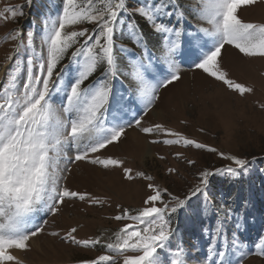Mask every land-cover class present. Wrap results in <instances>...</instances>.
<instances>
[{"label":"snow or ice","instance_id":"snow-or-ice-1","mask_svg":"<svg viewBox=\"0 0 264 264\" xmlns=\"http://www.w3.org/2000/svg\"><path fill=\"white\" fill-rule=\"evenodd\" d=\"M256 3L62 0V7L49 4L39 28H21L3 37V43H12L0 65L5 73L0 80V264H12L17 258L10 250L30 249L29 241L42 234L66 244L105 250L106 254L85 264H244L249 256L264 257V236L253 244L254 250H248L241 239L248 229L244 212L250 201H241L237 210L235 201L222 200L217 208L210 191L213 177L239 179L249 174L255 158L225 155L164 123H144L157 106L161 90L182 82L185 66L200 70L240 97L253 91L230 78L223 68L222 49L230 45L244 58H264V23L244 22L237 15L243 6ZM31 4L32 0L5 4L0 20L18 22ZM141 21L159 38L155 51L149 47ZM125 39L132 48L124 45ZM130 129L150 137V144L217 153L231 163L201 170L198 182L181 197L155 183L153 176L134 173L125 160L104 154L110 146L121 145ZM180 156L176 154L177 159ZM80 162L122 170L127 181H148L150 194L143 207L123 208L112 217L129 223L107 241L80 239L77 227L63 234L46 232L49 218L62 215L70 204H106L100 197L67 186L72 165ZM187 163L192 166L195 161ZM167 171L171 174L175 169ZM193 198L199 201L194 213L201 228L190 251L182 239L177 241V218L189 210ZM212 216L216 222L209 225ZM201 239L208 241L206 250ZM201 251L204 255L197 258L194 253Z\"/></svg>","mask_w":264,"mask_h":264},{"label":"rangeland","instance_id":"rangeland-1","mask_svg":"<svg viewBox=\"0 0 264 264\" xmlns=\"http://www.w3.org/2000/svg\"><path fill=\"white\" fill-rule=\"evenodd\" d=\"M24 3L25 0H0V10H3L5 4L15 6ZM49 4L53 8L62 7V0L55 3L51 0H32L31 6L24 9L26 15L19 18L18 22L0 20V65L11 51L12 43H3V37L13 30L21 28L29 30L34 25L39 28L41 14ZM237 15L244 22L264 23V0H257L254 5L243 6ZM141 27L149 47L155 51L159 38L153 35L142 21ZM124 45L132 48L127 39L124 40ZM138 51L140 50L133 49V52ZM222 60L223 68L228 71L230 78L251 87L253 89L251 93L240 97L224 86L213 83L200 70H190L185 66L182 82L161 90L157 106L145 117L144 123L145 126L164 123L166 127L215 147L218 152L225 155L247 158L250 161L255 158L249 174L239 178L246 182L245 186L248 185L246 200L250 201L244 212L248 218V229L241 234V239L248 250H254L253 244L259 242V235L264 226V215L260 217L257 213L264 212V207L258 206L253 195L255 179L264 178V107H261L264 105V58H244L238 49L226 45L222 49ZM124 86H127V82ZM133 133L141 140V144L133 145L131 136ZM149 139L151 138L138 130L130 129L121 145L110 146L104 154L125 160V166L131 167L134 173L142 171L153 176L155 183L181 197L198 182V173L201 170L225 167L231 163L217 153L167 146L162 143L153 145L148 142ZM177 153L181 154L179 159L176 158ZM161 156L164 159H160ZM189 159L194 160L195 164L190 166L187 163ZM169 168L175 169V172L168 173ZM225 178L226 176L217 175L211 180L212 199L219 197L215 203L217 208L224 199L215 190ZM147 183L148 181L140 178L127 181L119 169L104 170L83 162L72 165L67 186L72 190L100 197L106 204L103 207L89 206L86 202L80 201L74 205L70 204L62 215L49 218L50 223L46 232L60 231L63 234L71 227H77V236L80 239L100 237L102 241H107L114 237V233L125 223H129L116 221L112 217L120 214L123 208L143 207L144 199L150 194L146 187ZM193 201L190 202L189 210L181 212L177 218L180 233L177 241L182 239L185 248L190 251L193 237L199 236L201 228L200 220L194 213L199 201L197 198H193ZM239 205L236 204L237 210H240ZM215 222V216L207 221L209 225ZM228 227L230 235L231 226ZM177 241H173V244L175 245ZM200 243L206 250L208 241L201 239ZM29 244L30 249L10 250L17 258L12 264H85L101 254H106L101 246L89 248L74 246L46 234L33 238ZM194 255L200 258L204 251L196 252ZM191 264H195V261ZM244 264H264V257L249 256Z\"/></svg>","mask_w":264,"mask_h":264},{"label":"trees","instance_id":"trees-1","mask_svg":"<svg viewBox=\"0 0 264 264\" xmlns=\"http://www.w3.org/2000/svg\"><path fill=\"white\" fill-rule=\"evenodd\" d=\"M51 1L55 3L58 0H51ZM125 44H127V43H125ZM245 184H246V182L243 179H230L226 176V178L223 179L218 184V189H216L215 192L216 191L218 192V195L222 199H224V202H226V204H229L230 202L233 203L234 201H235V204H240L241 201L246 200V195L248 192L247 191L248 185L245 186ZM253 186L256 188V189L254 188L255 191H254L253 195H255L256 202H257L258 206L264 207V178L263 179H259V178L255 179ZM257 188H259V189H257ZM218 198H219L218 196L215 198V200H214L215 203H217ZM257 213L259 214L260 217H263V215H264V212H262V211H261V213H259V212H257ZM260 236H264V226L262 227V230L260 232L259 237Z\"/></svg>","mask_w":264,"mask_h":264},{"label":"bare ground","instance_id":"bare-ground-1","mask_svg":"<svg viewBox=\"0 0 264 264\" xmlns=\"http://www.w3.org/2000/svg\"><path fill=\"white\" fill-rule=\"evenodd\" d=\"M3 78H4V72H0V80H3ZM131 136H132L133 141H134L133 145L141 144V140L134 133L131 134Z\"/></svg>","mask_w":264,"mask_h":264}]
</instances>
